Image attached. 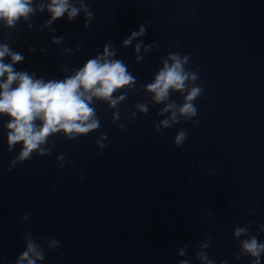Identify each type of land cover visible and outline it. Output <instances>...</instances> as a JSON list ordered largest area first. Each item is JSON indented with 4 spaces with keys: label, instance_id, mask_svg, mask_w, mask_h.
Listing matches in <instances>:
<instances>
[{
    "label": "water",
    "instance_id": "water-1",
    "mask_svg": "<svg viewBox=\"0 0 264 264\" xmlns=\"http://www.w3.org/2000/svg\"><path fill=\"white\" fill-rule=\"evenodd\" d=\"M86 3L93 13L87 28L83 13L43 27L50 16L46 10L14 29L0 22V43L24 56L15 70L34 72L46 82L60 80L108 43L139 87L152 82L170 52L190 53L185 67L196 72L195 83L203 88L194 101L197 115L158 134L153 122L164 118L157 115L163 104H150L147 114L129 119L126 113L150 97L122 89L114 94L128 91L120 120L113 121V110L97 101L98 130L72 140L57 133L49 138V155L33 153L11 170L22 145L8 151L9 117L0 115V264H15L25 232L44 249L45 260L38 264H178L182 259L200 264L194 253L206 236L211 243L204 251L216 264H249L250 257L233 259L239 250L233 230L250 221L251 233L264 242L258 227L264 224V0ZM141 24L146 34L140 39L159 47L147 53L142 47L145 58L137 63L136 41L127 47L122 42ZM54 36L63 42L53 43ZM77 44L80 51H63ZM4 60L11 63L7 56ZM170 100L179 105L183 97L173 92ZM180 129L187 137L176 147ZM101 132L107 136L103 149L95 143ZM61 155L64 160L57 161ZM25 214L29 220L22 222ZM49 237L60 247L48 249ZM185 246L186 256H180Z\"/></svg>",
    "mask_w": 264,
    "mask_h": 264
},
{
    "label": "clouds",
    "instance_id": "clouds-1",
    "mask_svg": "<svg viewBox=\"0 0 264 264\" xmlns=\"http://www.w3.org/2000/svg\"><path fill=\"white\" fill-rule=\"evenodd\" d=\"M45 10L50 16L43 27H50L57 19L65 16L68 21H74L80 13L84 14L85 28L90 26L93 19V13L86 0H0V22L4 27L14 29L21 20L28 22L34 15ZM32 26L28 23L29 28ZM51 31L55 32V29ZM145 34L146 25L141 24L122 42V46L127 47L136 41L133 51L137 54L135 56L137 63L145 58L140 54L142 47L145 53L159 47L155 42L145 44L143 39H140ZM62 42L63 37H53V43ZM29 51L35 52L36 49L30 47ZM40 51L43 52L45 49L41 48ZM63 51L78 52L80 45L77 44L75 49L64 48ZM190 55L170 52L162 59V67L154 74L152 82L137 87L136 77L122 60L116 58L115 48L106 43L102 53L87 59L83 66L74 69L71 75L46 82L42 77L37 78L34 72L29 74L27 71L15 70L14 65L22 62L24 56L13 51L7 43H0V115L9 117L4 124L7 129L8 151H13L17 144L22 145L18 155L11 160L9 170L18 162L31 159L33 153L40 156L49 155L51 152L49 138L57 133L72 140L98 130L101 125L93 107L97 101L107 103L108 108L113 110V121L120 120V104L128 97V91L120 95L114 94L122 89H135L137 93L143 91L150 97L147 102L135 104V111L126 113L129 119H134L137 112L147 114L150 104H163L157 115L164 118L153 122L158 134L182 121L192 120L197 115L194 101L201 95L203 88L195 83L198 80L196 72L185 67L189 63ZM6 56L10 58L11 63H5ZM64 70L67 71L66 68ZM173 92L181 94L183 97L181 104L170 100ZM119 127L125 130V125L121 124ZM186 137L185 129L178 130L173 141L175 146H182ZM106 139V134L101 132L95 140L98 148L105 147ZM63 160L62 155L57 156V161ZM58 166L63 168L64 164L59 163ZM255 211L253 208L249 214L254 215ZM28 220L27 214L21 218L22 222ZM250 224L249 221L244 226H236L233 230V236L239 246L238 252L233 254V259L239 260L246 256L251 258L249 264H261L264 242L259 241L257 236L251 233ZM258 227L264 231V224ZM24 243V250L16 258L15 264H38L45 260L44 249L35 241L31 232L24 233ZM210 243L211 237L206 236L204 242L196 245L199 250L194 254L200 264H216V261L204 251ZM46 244L48 249L60 247V241L51 237L46 239ZM186 247L178 250L180 256H186ZM178 264H190V261L182 259ZM220 264H227V261H221Z\"/></svg>",
    "mask_w": 264,
    "mask_h": 264
}]
</instances>
